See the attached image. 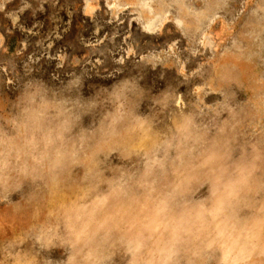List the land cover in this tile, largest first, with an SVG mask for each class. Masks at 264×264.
<instances>
[{"label": "rangeland", "instance_id": "374dc122", "mask_svg": "<svg viewBox=\"0 0 264 264\" xmlns=\"http://www.w3.org/2000/svg\"><path fill=\"white\" fill-rule=\"evenodd\" d=\"M0 264H264V0H0Z\"/></svg>", "mask_w": 264, "mask_h": 264}]
</instances>
